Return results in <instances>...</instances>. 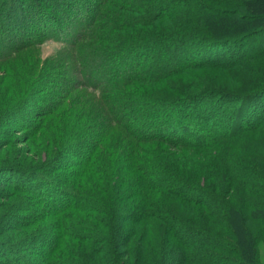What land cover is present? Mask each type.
Instances as JSON below:
<instances>
[{
	"label": "trees",
	"instance_id": "1",
	"mask_svg": "<svg viewBox=\"0 0 264 264\" xmlns=\"http://www.w3.org/2000/svg\"><path fill=\"white\" fill-rule=\"evenodd\" d=\"M49 40L62 44L64 72L51 76L56 100L27 113L41 118L33 128L55 114L57 97L81 88L101 109L91 131L56 146L73 154L58 166L73 183L2 167L0 185L7 170L18 173L9 184L57 226L28 247L33 258L17 241L0 243V260L262 264L264 0H0V62ZM117 135L132 149L119 168L113 153L103 172L104 144ZM155 143L191 155L170 161L160 146V157L142 149ZM92 175L94 192L77 188Z\"/></svg>",
	"mask_w": 264,
	"mask_h": 264
},
{
	"label": "rangeland",
	"instance_id": "2",
	"mask_svg": "<svg viewBox=\"0 0 264 264\" xmlns=\"http://www.w3.org/2000/svg\"><path fill=\"white\" fill-rule=\"evenodd\" d=\"M251 43L248 44L252 45ZM4 44L0 46V48L2 47L0 52L4 51ZM61 48V42L49 40L35 48L21 50L15 56L11 55L6 58L7 55H4L2 57L5 59L0 62V170L4 166L11 170L30 168V171L40 172V175L43 172L47 177L59 182L69 180L73 183L71 175L67 174L65 169L61 170V167H58L60 163L65 167L68 164L67 160L73 154L71 152L60 153L61 148H56V146L62 143L65 145L72 135L75 139L77 136H81L80 133L84 132L85 128L89 127V130H92L93 115H96L101 109L99 100L94 97V90L81 88L74 93H66L61 98L57 97L55 114L43 124V129L40 125L33 128L41 118L27 116L34 106L48 104L46 99L51 98L52 101V98H55L56 94L60 92L58 87L51 86L50 80L53 79V77L51 78L53 73L56 74L55 79L58 80L60 72H64V70L58 69V65L61 67L58 54ZM64 78L61 85L67 84L69 81ZM136 86L142 87L141 84ZM118 98L121 97L118 96ZM22 115L26 120L22 119ZM56 128L63 132L58 139L55 138ZM74 132L76 133L74 134ZM88 134L86 136L89 137ZM118 137L119 135L110 138L104 144L100 162L103 172L110 167L113 153L119 154L120 163L115 164L116 168H119L124 161L123 155L126 159L127 152L132 149L130 141L124 135L119 139ZM141 146L144 150L157 151L158 154L162 147L165 153L167 152L170 161L174 160V157L191 155L188 147L184 146L169 147L158 143L142 144ZM6 172L1 177L3 185H0V236H2L0 243L18 241L14 244L24 246L21 254L33 258L37 251L28 247L40 245L39 241L45 237L44 234L50 231V228L56 227L57 223L53 219L45 220L46 218L39 207V201H36L30 195L31 193L28 194L22 188L17 189L15 183L9 184L10 178L17 179L19 177L18 173L10 170ZM90 178L88 182L83 181V187L78 186L77 188L89 193L90 191L94 192L93 175ZM75 214L73 213V216H76ZM16 216H19L20 219L24 218L19 224L23 225V229H19L20 226L13 224ZM67 216L66 220L70 215ZM55 220L58 218L55 217ZM62 222H65V219ZM25 248L28 249L25 250ZM259 257L264 264V243L260 244ZM126 258L124 260H127ZM0 263L22 264L23 260L17 261V263L0 260Z\"/></svg>",
	"mask_w": 264,
	"mask_h": 264
}]
</instances>
